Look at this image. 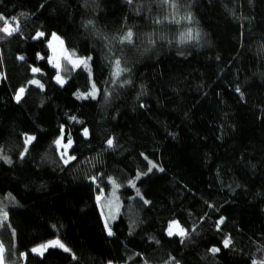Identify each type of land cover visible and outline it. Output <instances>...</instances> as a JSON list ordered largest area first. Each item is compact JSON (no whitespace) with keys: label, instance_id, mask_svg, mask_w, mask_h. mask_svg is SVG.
Returning a JSON list of instances; mask_svg holds the SVG:
<instances>
[{"label":"trees","instance_id":"obj_1","mask_svg":"<svg viewBox=\"0 0 264 264\" xmlns=\"http://www.w3.org/2000/svg\"><path fill=\"white\" fill-rule=\"evenodd\" d=\"M178 5L177 23L160 0H0V15L20 24L0 33L6 264L264 261V0ZM129 29L133 43L121 44ZM53 33L90 57L93 83L83 69L55 81ZM116 59L127 70L115 78ZM93 84L95 98H77ZM62 134L73 141L69 163ZM111 181L121 210L109 235L97 198ZM173 221L186 237L167 234ZM53 240L70 251L32 254Z\"/></svg>","mask_w":264,"mask_h":264},{"label":"snow or ice","instance_id":"obj_2","mask_svg":"<svg viewBox=\"0 0 264 264\" xmlns=\"http://www.w3.org/2000/svg\"><path fill=\"white\" fill-rule=\"evenodd\" d=\"M129 3H132V0H128ZM160 2L162 4H166L168 5V7H170L171 9H173V16H172V22H179L175 19V10L178 8V0H160ZM21 15H24L23 13ZM16 22H15V26H13V23L12 21H9L6 17H4L3 15H0V21L3 22V26H0V33H4L6 36L8 37H11L14 33H18L20 31V24H19V21L18 19L16 18H13ZM185 20H187L189 23L192 22V15L191 13H188L185 17H184ZM156 23H162L163 21L157 19L155 21ZM89 23H92L91 21H89ZM189 36H191V29L188 30V33H187ZM45 34L43 32H37L34 39H38V38H41L43 37ZM197 36H198V33H197ZM133 37H134V33L133 31H131L130 29L121 37H119V42L121 44L123 43H128V44H132L133 43ZM3 37H0V39H2ZM52 40H55V41H59V43L61 45H63V41L60 40V38L55 34L53 33L52 34ZM49 47H51L53 49V57L50 58V61H54V67H57L59 68L60 67V59L61 57H64L66 59H68L71 63L74 64V66H81L83 65L85 68L88 67V60H90V57L89 58H78L76 60H72V56L75 55L74 53L73 54H68L66 52V50H61L59 53L57 52V49L52 45V43L50 42L49 43ZM41 59H43V57H40ZM20 60H24V57L21 56L19 57ZM115 63V73L114 75L119 77V75L121 74V72L123 71H126L127 69H123L121 68V61L119 59H116L114 61ZM31 71L33 73H39L41 70L39 68H36V67H33L31 69ZM57 82L63 84L64 81L63 79L60 77L59 74H57ZM130 82V81H128ZM29 83L31 84H35L37 85L38 87L40 88H43V84L40 83L39 80H31L29 81ZM96 87H95V84H93V87H92V91L89 92V93H78V98H84V99H87L89 96H91L92 98H95V95H96ZM237 91H239V89H237ZM25 92V88L21 87L16 95V99L17 101H19L22 97V95L24 94ZM73 119H75V117H73ZM83 134L85 136L88 135V129L85 128L83 130ZM35 137H28L27 140H26V143H30L32 140H34ZM64 137H63V134L61 135V137L59 139H57L55 141L56 145L58 147H63L65 149V154L67 152V149L71 147L73 141L71 140V138L69 137L68 139V142L67 144H63L62 141H63ZM107 144L109 147H112L113 144H114V141L112 139H109L107 141ZM63 155L62 154V158H63ZM75 159V156H69L68 159H66L64 162L65 163H68L70 160H74ZM9 163L11 161H8ZM151 167L149 168V171H151L152 168H155V167H158L156 164L154 163H151ZM160 171H163V169H159ZM93 179H95V177H93ZM113 184H115V181H112ZM99 199V198H98ZM145 203H148V201H145ZM7 212L6 211H3V209H0V227L3 226V223L4 221L7 220ZM219 223H223V219H221L219 221ZM105 227L107 228L108 227V224H107V221L105 222ZM195 229H193L194 231ZM108 234L109 235H112V232H111V229H109L108 231ZM168 235L169 236H172V235H179L180 237H186L188 235V231L184 228H182L179 223L177 221H173L172 223L169 224L168 226ZM223 245L224 247H229L231 245V239L230 238H226L224 239L223 241ZM49 247H60V248H63L64 251H70L69 248H67L62 242H60L59 240H53V241H49L48 243L46 244H41L39 245V247L37 248H33L32 249V252L34 253H38L40 255H43V253L45 251H47V249ZM220 249L219 248H212L211 249V252L212 253H217L219 252ZM6 252H7V249L5 248V246L3 245V243H0V264H6ZM26 255V254H25ZM253 264H257V262H253ZM259 264H264V261H260Z\"/></svg>","mask_w":264,"mask_h":264},{"label":"rangeland","instance_id":"obj_3","mask_svg":"<svg viewBox=\"0 0 264 264\" xmlns=\"http://www.w3.org/2000/svg\"><path fill=\"white\" fill-rule=\"evenodd\" d=\"M57 35V34H56ZM58 36V35H57ZM59 37V36H58ZM60 38V37H59ZM60 40H62L60 38ZM63 41V40H62ZM52 43V45L57 49V52L59 53L61 50H66V52L68 54H73L74 52H71L69 51L68 49H66L65 45H64V42H63V45H61L59 43V41H55V40H52V35L50 37V40L48 42V46H49V43ZM50 49V52H51V57H53V49L51 47H49ZM75 54V53H74ZM72 60H76L78 58H88V57H80L78 56L77 54L73 55L72 57ZM50 64L51 66L56 70V76H55V81L57 82V74L60 75V77L63 79L64 83L61 84L59 82H57L60 86H63L65 85L67 79H68V75L72 72V71H75V70H78V69H83L85 70L88 75L90 76L91 78V83H93V80H92V71H91V59L88 60V67L85 68L83 65L77 67V66H74L73 63H71L68 59L64 58V57H61L60 59V67L57 68V67H54V61H50ZM114 73H115V69H114ZM113 73V75H114ZM114 77L116 78L117 76L114 75ZM0 82H1V76H0ZM93 87V85H92ZM92 91V88L89 92ZM87 92V93H89ZM79 93H84V92H79ZM86 94V93H85ZM97 96V91H96V95L95 97ZM91 97V96H89ZM77 98H78V95H77ZM81 99V98H79ZM64 139L62 141L63 144H67L68 140H66V136L63 135ZM72 147V145H71ZM70 147V148H71ZM67 149V152L65 154V149L63 147H59V149L61 150V155H63V160L65 161L66 159H68V157L70 156V154L68 153L69 149ZM72 161V160H70ZM69 161V162H70ZM68 162V163H69ZM135 186V182H131L130 183V187H134ZM99 198V199H98ZM97 198V201H98V204H99V209H100V212H101V215H102V218H103V221H104V224L105 222L107 221V224H108V227L106 228L107 229V232L109 231L110 228V225L113 221H115L117 218H118V215L120 214V210H121V205H120V202L117 198V184L115 182V184H113V182L111 181L110 182V190H109V193L108 195L106 196H103V193L101 192V195ZM178 222V221H177ZM179 223V222H178ZM179 225L181 226V224L179 223ZM182 227V226H181ZM183 228V227H182ZM167 234H168V231H167ZM172 236H179V235H172ZM39 247V246H38ZM37 248V247H36ZM52 248H60V247H49L48 249H52ZM47 249V250H48ZM63 249V248H61ZM46 252V251H45ZM44 252V253H45ZM43 253V255H44ZM32 254L36 255V256H43V255H40L38 253H34L32 252Z\"/></svg>","mask_w":264,"mask_h":264}]
</instances>
